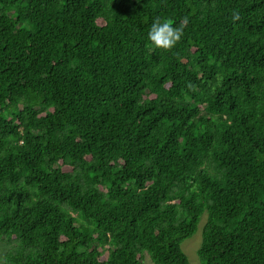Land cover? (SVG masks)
I'll list each match as a JSON object with an SVG mask.
<instances>
[{
    "label": "trees",
    "instance_id": "trees-1",
    "mask_svg": "<svg viewBox=\"0 0 264 264\" xmlns=\"http://www.w3.org/2000/svg\"><path fill=\"white\" fill-rule=\"evenodd\" d=\"M203 212L264 264V0H0L3 264H189Z\"/></svg>",
    "mask_w": 264,
    "mask_h": 264
},
{
    "label": "rangeland",
    "instance_id": "rangeland-1",
    "mask_svg": "<svg viewBox=\"0 0 264 264\" xmlns=\"http://www.w3.org/2000/svg\"><path fill=\"white\" fill-rule=\"evenodd\" d=\"M206 213L203 212L197 224L195 232L188 238L184 239L180 244L181 250L186 255L189 264H201L197 256V248L201 242L203 224L205 222ZM13 238L3 236L0 237V264H3L5 253L13 250L15 246ZM141 264H153L147 255L141 258Z\"/></svg>",
    "mask_w": 264,
    "mask_h": 264
},
{
    "label": "clouds",
    "instance_id": "clouds-1",
    "mask_svg": "<svg viewBox=\"0 0 264 264\" xmlns=\"http://www.w3.org/2000/svg\"><path fill=\"white\" fill-rule=\"evenodd\" d=\"M187 24V18H183L182 25ZM182 27L174 26L167 20L155 18L147 32V39L155 48L169 49L175 46L182 36Z\"/></svg>",
    "mask_w": 264,
    "mask_h": 264
}]
</instances>
